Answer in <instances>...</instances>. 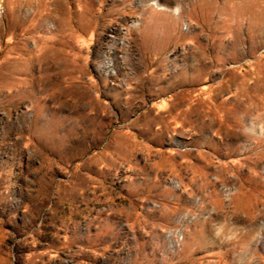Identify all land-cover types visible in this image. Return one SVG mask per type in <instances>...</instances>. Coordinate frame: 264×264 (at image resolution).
I'll return each instance as SVG.
<instances>
[{
    "label": "rangeland",
    "instance_id": "1",
    "mask_svg": "<svg viewBox=\"0 0 264 264\" xmlns=\"http://www.w3.org/2000/svg\"><path fill=\"white\" fill-rule=\"evenodd\" d=\"M264 264V0H0V264Z\"/></svg>",
    "mask_w": 264,
    "mask_h": 264
},
{
    "label": "clouds",
    "instance_id": "2",
    "mask_svg": "<svg viewBox=\"0 0 264 264\" xmlns=\"http://www.w3.org/2000/svg\"><path fill=\"white\" fill-rule=\"evenodd\" d=\"M249 264H251V262H249Z\"/></svg>",
    "mask_w": 264,
    "mask_h": 264
}]
</instances>
